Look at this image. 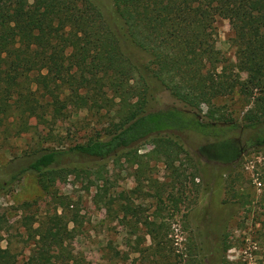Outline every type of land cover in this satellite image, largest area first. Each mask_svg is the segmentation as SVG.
<instances>
[{
  "label": "trees",
  "instance_id": "16d2710c",
  "mask_svg": "<svg viewBox=\"0 0 264 264\" xmlns=\"http://www.w3.org/2000/svg\"><path fill=\"white\" fill-rule=\"evenodd\" d=\"M219 18L231 25L236 61L217 47ZM159 84L184 108H155ZM234 94L255 104L245 126L260 124L264 0H0V137L30 132L33 120L52 127L82 109L117 108L118 113L105 133L83 143L35 149L0 166V195L34 174L52 198L54 211L31 227L40 264H87L70 246L69 223L77 212L59 184L73 176L95 185L98 163L125 159L140 165L148 156L163 158L180 176L174 165L187 152L181 135H222L217 132L225 129L220 122H203L198 110ZM257 141L264 145V134ZM144 142L153 148L139 154ZM213 172L214 177L220 173ZM233 180L227 179L228 193L249 202ZM105 206L110 211L111 200ZM121 211L134 210L122 205ZM6 222L0 213V264H18L16 254L2 245ZM145 223L150 247L162 254L167 232L156 221ZM228 228L223 225L216 238L217 251L231 248Z\"/></svg>",
  "mask_w": 264,
  "mask_h": 264
},
{
  "label": "rangeland",
  "instance_id": "374dc122",
  "mask_svg": "<svg viewBox=\"0 0 264 264\" xmlns=\"http://www.w3.org/2000/svg\"><path fill=\"white\" fill-rule=\"evenodd\" d=\"M215 27L217 47L236 61L229 20L219 18ZM156 91L155 108H184L162 85ZM254 107L239 94L202 105L198 113L203 122L233 125L217 130L222 133L219 137L183 133L188 153L183 152L174 165L180 167V176L173 174L163 158L148 156L140 165L125 159L98 163L92 177L95 185L73 176L59 184V192L67 201L69 197L77 212L76 220L69 223L73 252L87 264H264V145L257 141L258 134H264V119L256 127L245 126L246 114ZM116 117L117 108L101 112L82 109L52 127L33 120L30 132L0 137V166L35 149L83 143L95 133H105ZM220 139H239L234 145L248 151L227 165L208 161L203 148ZM152 148L144 142L139 154ZM213 169L220 172L218 176L214 177ZM229 178L249 195V202H238L228 193ZM107 200H111L110 211L105 206ZM122 205L134 211L123 212ZM54 209L51 196L41 190L34 174H26L0 195V213L8 220L2 245L16 254L18 264H40L31 227L37 228ZM146 219L156 221L167 232L162 254L150 247ZM226 223L231 248L220 252L214 244Z\"/></svg>",
  "mask_w": 264,
  "mask_h": 264
},
{
  "label": "flooded vegetation",
  "instance_id": "af4514ba",
  "mask_svg": "<svg viewBox=\"0 0 264 264\" xmlns=\"http://www.w3.org/2000/svg\"><path fill=\"white\" fill-rule=\"evenodd\" d=\"M200 119L202 120L201 117ZM232 125L233 124H220V126L224 128ZM235 142L240 143V140L220 139L204 147L202 151L206 155L208 161L215 160L227 165L240 160L248 151V148H244L243 146H235Z\"/></svg>",
  "mask_w": 264,
  "mask_h": 264
}]
</instances>
